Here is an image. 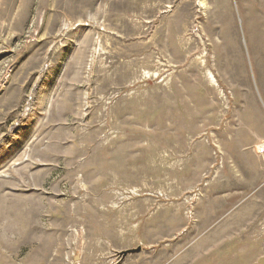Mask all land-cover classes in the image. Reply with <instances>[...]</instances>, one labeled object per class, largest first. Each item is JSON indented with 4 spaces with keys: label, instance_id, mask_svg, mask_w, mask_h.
Returning a JSON list of instances; mask_svg holds the SVG:
<instances>
[{
    "label": "rangeland",
    "instance_id": "374dc122",
    "mask_svg": "<svg viewBox=\"0 0 264 264\" xmlns=\"http://www.w3.org/2000/svg\"><path fill=\"white\" fill-rule=\"evenodd\" d=\"M262 143L264 0H0V264H264Z\"/></svg>",
    "mask_w": 264,
    "mask_h": 264
},
{
    "label": "bare ground",
    "instance_id": "6f19581e",
    "mask_svg": "<svg viewBox=\"0 0 264 264\" xmlns=\"http://www.w3.org/2000/svg\"><path fill=\"white\" fill-rule=\"evenodd\" d=\"M248 99L252 100V97H249ZM254 104H255V103H254ZM254 104H253V106H254ZM255 105H256V104H255ZM256 109H257V108L254 107V109H252V111H256ZM244 121H246V120H244ZM247 121H248V120H247ZM249 128H251V127H248V129H249ZM251 129H253V128H251ZM249 130H250V129H249ZM244 131H245V130H244ZM242 132H243V131H242ZM239 133H240V132H239ZM250 133H253V132H250ZM254 133H255V132H254ZM240 134H242V133H240ZM242 135H243V134H242ZM252 135L254 136V134H252ZM244 137H245V136H244ZM246 138H247V137H246ZM241 139H242V138H241ZM241 139H240V137H239V141H240ZM242 140H243V139H242ZM245 140H246V139H245ZM239 141H238V142H239ZM243 141H244V140H243ZM239 145H240V144H239ZM242 145H243V144H242ZM242 145H241V146H242ZM257 149H258V150H257L258 153H264V144L262 143L261 145H259V146L257 147Z\"/></svg>",
    "mask_w": 264,
    "mask_h": 264
},
{
    "label": "water",
    "instance_id": "95a60500",
    "mask_svg": "<svg viewBox=\"0 0 264 264\" xmlns=\"http://www.w3.org/2000/svg\"><path fill=\"white\" fill-rule=\"evenodd\" d=\"M132 253H134V251L123 252L121 253V257H125L126 255L132 254Z\"/></svg>",
    "mask_w": 264,
    "mask_h": 264
},
{
    "label": "built area",
    "instance_id": "2783aa9c",
    "mask_svg": "<svg viewBox=\"0 0 264 264\" xmlns=\"http://www.w3.org/2000/svg\"><path fill=\"white\" fill-rule=\"evenodd\" d=\"M27 106H28V105L25 106L24 113L27 111ZM24 113H23V114H24ZM21 116H22V115H21Z\"/></svg>",
    "mask_w": 264,
    "mask_h": 264
}]
</instances>
